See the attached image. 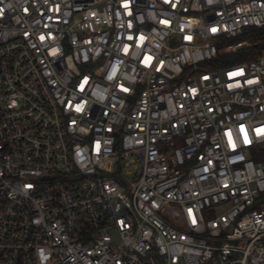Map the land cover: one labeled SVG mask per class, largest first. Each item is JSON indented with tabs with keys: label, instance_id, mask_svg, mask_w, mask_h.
<instances>
[{
	"label": "built area",
	"instance_id": "obj_1",
	"mask_svg": "<svg viewBox=\"0 0 264 264\" xmlns=\"http://www.w3.org/2000/svg\"><path fill=\"white\" fill-rule=\"evenodd\" d=\"M258 30L264 0H0V264H264Z\"/></svg>",
	"mask_w": 264,
	"mask_h": 264
},
{
	"label": "trees",
	"instance_id": "obj_2",
	"mask_svg": "<svg viewBox=\"0 0 264 264\" xmlns=\"http://www.w3.org/2000/svg\"><path fill=\"white\" fill-rule=\"evenodd\" d=\"M264 32L263 31H254V33H253V35H252V37L250 38V41H252V42H259L260 40H263V37H262V34H263ZM261 45V46H260ZM259 46H257L255 49H254V51L253 52H255V54L256 53H258V51H259V49H260V47H262V45H264V44H260Z\"/></svg>",
	"mask_w": 264,
	"mask_h": 264
},
{
	"label": "rangeland",
	"instance_id": "obj_3",
	"mask_svg": "<svg viewBox=\"0 0 264 264\" xmlns=\"http://www.w3.org/2000/svg\"><path fill=\"white\" fill-rule=\"evenodd\" d=\"M238 40H245V37H242V38H240V39H238Z\"/></svg>",
	"mask_w": 264,
	"mask_h": 264
},
{
	"label": "snow or ice",
	"instance_id": "obj_4",
	"mask_svg": "<svg viewBox=\"0 0 264 264\" xmlns=\"http://www.w3.org/2000/svg\"><path fill=\"white\" fill-rule=\"evenodd\" d=\"M215 30V29H214Z\"/></svg>",
	"mask_w": 264,
	"mask_h": 264
}]
</instances>
